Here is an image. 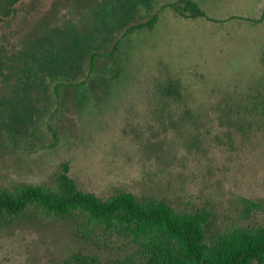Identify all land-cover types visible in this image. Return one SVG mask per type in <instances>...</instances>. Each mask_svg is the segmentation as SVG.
Returning a JSON list of instances; mask_svg holds the SVG:
<instances>
[{
  "label": "rangeland",
  "instance_id": "rangeland-1",
  "mask_svg": "<svg viewBox=\"0 0 264 264\" xmlns=\"http://www.w3.org/2000/svg\"><path fill=\"white\" fill-rule=\"evenodd\" d=\"M176 1L0 0V189L54 185L69 163L104 199L123 190L206 209L223 234L264 224L246 211L264 201V0H193L210 20L178 17L165 7ZM158 11L154 29L123 36ZM169 78L192 116L161 117L154 83ZM210 103L234 107L235 123ZM121 246L29 213L0 227V264H78L79 251L111 262Z\"/></svg>",
  "mask_w": 264,
  "mask_h": 264
},
{
  "label": "trees",
  "instance_id": "trees-1",
  "mask_svg": "<svg viewBox=\"0 0 264 264\" xmlns=\"http://www.w3.org/2000/svg\"><path fill=\"white\" fill-rule=\"evenodd\" d=\"M165 7L182 19L210 20L193 0H178ZM158 20L159 11L130 27L123 36L143 28L152 30ZM119 42L111 54L117 51ZM94 67L92 57L91 72ZM154 86L162 118L180 109L181 117L192 116L184 103L186 89L178 78L156 80ZM56 95L60 97L58 88ZM230 101L231 98L227 99L224 105ZM234 109L210 103L208 113L219 112L220 120L231 125L236 119L231 117L236 115ZM69 172V163H64L54 185L25 184L14 190L0 189V227L20 223L29 213L71 222L76 236L98 249L121 244V250H128L126 256L111 262L96 253L79 251L72 255L78 264H264V224L237 227L223 234L211 227L210 212L206 209L178 210L167 200L139 198L123 190L104 199L81 190ZM249 210L264 215V201H248L246 211Z\"/></svg>",
  "mask_w": 264,
  "mask_h": 264
}]
</instances>
